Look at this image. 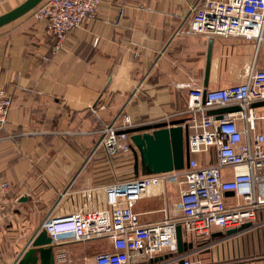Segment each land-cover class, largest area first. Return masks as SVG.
<instances>
[{
	"label": "crops",
	"instance_id": "0c3cea01",
	"mask_svg": "<svg viewBox=\"0 0 264 264\" xmlns=\"http://www.w3.org/2000/svg\"><path fill=\"white\" fill-rule=\"evenodd\" d=\"M24 1L5 0L0 15ZM204 1L101 0L97 16L58 49L34 10L0 28V87L12 101L0 130V177L11 186L0 212V264H13L50 218L103 208L104 187L121 181L118 159L96 147L103 125L124 114L136 125L158 123L185 111L190 89L228 88L245 83L252 69L264 70V39L208 40L189 31L190 6ZM256 109L264 115V107ZM130 156L125 165L134 176ZM179 202V185L166 178L134 213L142 226L171 220L181 227ZM226 232L192 241L182 230L192 250L158 254L147 264L186 256L196 264H264L263 210L237 232ZM53 245L55 264H95L97 255L113 250L107 237L66 236Z\"/></svg>",
	"mask_w": 264,
	"mask_h": 264
},
{
	"label": "built area",
	"instance_id": "2783aa9c",
	"mask_svg": "<svg viewBox=\"0 0 264 264\" xmlns=\"http://www.w3.org/2000/svg\"><path fill=\"white\" fill-rule=\"evenodd\" d=\"M5 0H0L3 3ZM101 0H44L34 18L46 25L48 35L60 48L68 34L97 16ZM189 31L206 39L237 37L260 43L264 39V0H206L190 6ZM264 102V70L252 69L245 83L215 91L190 89L183 116L188 130V166L169 175L139 176L109 184L103 189V208L50 218L41 226L55 244L62 237L90 241L107 237L113 250L95 257V264H147L162 253H176L177 223L142 226L134 213L136 203L164 179L180 187L181 228L193 240H205L215 231L236 230L264 211V115L252 105ZM12 101L0 87V130L7 121ZM238 107L239 111L210 115V111ZM93 113V108H90ZM99 105L98 110H104ZM94 114H96L94 112ZM242 123V127L238 126ZM263 130L258 131V124ZM133 124L128 115L97 132V148L109 158L132 154L126 130ZM203 156L198 161L196 156ZM203 162L205 164H203ZM229 170V178L225 171ZM11 186L0 177V212L6 207ZM225 193H233L229 203ZM196 264L189 257L171 258L168 264Z\"/></svg>",
	"mask_w": 264,
	"mask_h": 264
},
{
	"label": "water",
	"instance_id": "95a60500",
	"mask_svg": "<svg viewBox=\"0 0 264 264\" xmlns=\"http://www.w3.org/2000/svg\"><path fill=\"white\" fill-rule=\"evenodd\" d=\"M43 1L25 0L16 8L0 15V28L28 14ZM252 107H264V102L253 104ZM236 111H239L238 107H227L210 111V115H217L216 119L220 120L222 115ZM184 123V120H171L169 122L144 124L124 132L130 136L132 142L134 177L181 171L188 166L190 159L187 142L188 130L187 126H183ZM224 196L228 198L233 196V193H225ZM235 232L237 229L229 230L226 235ZM55 247L45 230L40 228L13 264H55ZM192 247V243L187 244L183 241L182 228L177 226L176 253L181 255L192 250Z\"/></svg>",
	"mask_w": 264,
	"mask_h": 264
},
{
	"label": "rangeland",
	"instance_id": "374dc122",
	"mask_svg": "<svg viewBox=\"0 0 264 264\" xmlns=\"http://www.w3.org/2000/svg\"><path fill=\"white\" fill-rule=\"evenodd\" d=\"M97 149L99 151H102V149H100V148H97ZM124 158H126V157L119 156L118 158H116V159H118V160H116V165L119 164V165H117V166H119V173H118L116 178L121 180V181L129 179L132 176L131 168L129 167V165H125L126 161ZM113 160H115V159H113ZM170 173L171 172H169L167 175H169ZM234 201H235V199H234Z\"/></svg>",
	"mask_w": 264,
	"mask_h": 264
},
{
	"label": "trees",
	"instance_id": "16d2710c",
	"mask_svg": "<svg viewBox=\"0 0 264 264\" xmlns=\"http://www.w3.org/2000/svg\"><path fill=\"white\" fill-rule=\"evenodd\" d=\"M121 157H123V156H121ZM124 157H129V159H130V155H126V156H124ZM133 178H135L134 176H132V177H130L129 179H126V180H130V179H133Z\"/></svg>",
	"mask_w": 264,
	"mask_h": 264
}]
</instances>
